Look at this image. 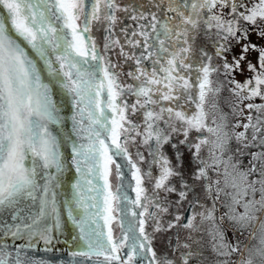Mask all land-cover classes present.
<instances>
[{
  "label": "snow or ice",
  "instance_id": "6c2138e0",
  "mask_svg": "<svg viewBox=\"0 0 264 264\" xmlns=\"http://www.w3.org/2000/svg\"><path fill=\"white\" fill-rule=\"evenodd\" d=\"M0 264H264V0H0Z\"/></svg>",
  "mask_w": 264,
  "mask_h": 264
}]
</instances>
